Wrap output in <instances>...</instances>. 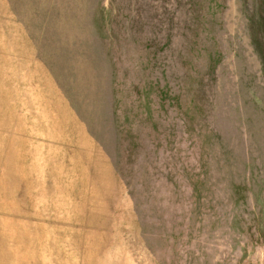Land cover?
I'll list each match as a JSON object with an SVG mask.
<instances>
[{
  "label": "rangeland",
  "instance_id": "obj_1",
  "mask_svg": "<svg viewBox=\"0 0 264 264\" xmlns=\"http://www.w3.org/2000/svg\"><path fill=\"white\" fill-rule=\"evenodd\" d=\"M0 264H264V0H0Z\"/></svg>",
  "mask_w": 264,
  "mask_h": 264
}]
</instances>
